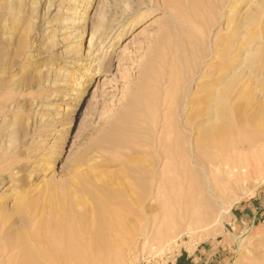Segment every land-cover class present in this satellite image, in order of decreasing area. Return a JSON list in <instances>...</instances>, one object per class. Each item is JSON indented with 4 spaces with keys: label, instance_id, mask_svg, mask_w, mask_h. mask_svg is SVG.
<instances>
[{
    "label": "rangeland",
    "instance_id": "1",
    "mask_svg": "<svg viewBox=\"0 0 264 264\" xmlns=\"http://www.w3.org/2000/svg\"><path fill=\"white\" fill-rule=\"evenodd\" d=\"M231 1L230 12L221 9L226 5L224 0H0V44L6 49L0 60L2 215H6L8 222L3 219L7 226L11 218L20 219L27 213L29 216H24L31 225H16L20 231L10 236H28L32 228L39 229V206L50 200L51 209L52 201L58 198L56 203L61 199L71 207L75 244L81 239L87 242L95 227L102 237L118 233L111 236L113 242H108L105 253L111 259L103 264H118V251L127 254L126 264H178L186 250L194 256H199L200 250L209 254L214 250L215 264H264V172L252 194L248 190L256 180L226 196L206 180L204 187L199 185L204 177L202 170L173 162L162 169L168 173L161 179L164 182L160 180L163 184L152 183L157 187L156 197L139 195L150 167L148 162L159 154L154 129L162 128V144H173L176 121L185 114L181 101L191 92L190 86L220 78L217 100L206 104L208 108L203 106L209 109L213 105V112L198 119L202 130L217 128L223 120L233 125L236 107L245 105L251 131L262 140L264 83L260 82L261 76L252 77L246 66L240 68L242 58L235 44L241 42L237 28L244 21L248 25L243 31H248L250 38H264V7L252 18L255 7L258 3L264 6V0ZM223 12L229 14L230 26L235 29L222 32L220 38L234 46L221 60L224 70L201 77L198 65L220 27ZM54 28L55 35L49 39ZM96 28L100 30L95 39L103 35L98 46L109 51L103 60L102 75H97L93 66L100 55H86L90 33ZM82 29L80 38L78 31ZM20 32L21 36H32L34 43L11 66L14 46L10 44ZM7 35L13 38L5 45L10 39ZM107 35L113 37L108 39ZM255 64L250 63L251 72ZM164 100L166 104L162 105ZM166 109L172 117L164 123ZM202 153L212 184L216 173L206 160L207 151ZM176 175L182 176L176 179ZM171 176L176 180L168 182ZM212 193L214 197H210ZM15 197H24L17 213ZM221 205L226 212H222ZM238 205L249 207L245 216L236 215L234 207ZM186 216L197 223L183 226L180 221ZM213 219L215 222L205 226ZM4 220L0 223L5 229ZM138 228L149 235L150 243L142 246L137 236L126 252L124 243ZM158 234H165L169 241L153 240ZM5 244L0 237V254L6 256L9 250ZM199 257L194 264H204L205 254ZM6 258L1 264H11Z\"/></svg>",
    "mask_w": 264,
    "mask_h": 264
},
{
    "label": "bare ground",
    "instance_id": "2",
    "mask_svg": "<svg viewBox=\"0 0 264 264\" xmlns=\"http://www.w3.org/2000/svg\"><path fill=\"white\" fill-rule=\"evenodd\" d=\"M224 1L226 2V5L224 4L225 6L223 5L221 9L223 10V9L227 8L228 10L230 9L229 11L231 12L232 1L231 0H224ZM263 7L264 6L261 3H258L257 6L255 7V11L253 13L252 18L256 17L257 15H260ZM224 14H223V16H221L222 22L220 24L218 31L215 33L214 39H212L211 44H208V48H207L208 50H207V52L204 53L205 55L202 57L203 60L198 65L199 66L198 72L199 71L201 72V77H205L206 75L213 76L216 73L215 71L219 72L222 69L224 70L225 67H223V66H225V65L221 63V60L223 59L224 56L228 55L229 50L234 46L232 43H231L232 45L230 43H229L230 45H228V43H227L228 41H226V39L222 40L220 38V34L222 32L228 33V31H233L235 29V27L232 28L230 26L232 21L230 20V18H228L229 14L228 15H227V13H224ZM249 14H251V13H249ZM246 21H247V19H246ZM47 23H49V22H46V24ZM233 25L235 26V23H233ZM245 25H248V23L244 21L239 26L240 28L239 29L237 28V30H239L240 36L242 37L240 40L241 42L237 45L235 44V50L237 49L236 51H237L238 57L240 56L242 58L241 63L240 64L238 63V64L240 65V68L246 66L248 73H251V74L253 73L252 77L261 76L262 78H260L261 79L260 82L264 83V77H263L264 76V38H262V40H260V41H255V39H253L254 36H252V38H250V36L247 33L248 31L247 32L243 31L246 27ZM9 28H10V26L7 29H9ZM17 29H19V28H17ZM12 30H13V28H12ZM98 30H100V29L96 28V29H94V31H92L90 33V38L88 40V48H87L86 55H92L95 58L100 55V58L98 59V61L94 62L93 66H95V68L97 70V75H102L101 68L103 67V60L108 55L109 51H108V49L102 50L98 46L100 39L103 38L102 37L103 35H102V36H100L99 39H95V34L97 33ZM50 31L53 34H51L48 37L49 39L54 37L56 29L54 28ZM83 32H84L83 29L78 31V33H79L78 37L81 38ZM120 33H121V31H119L118 34L120 35ZM8 34H10V33H8ZM76 34H77V32H76ZM236 35H237V33H236ZM18 36L19 37L14 38L10 44L11 46L12 45L14 46V50H13L14 55H12V58L9 61V65L11 63V66L15 65V58L17 56L21 57V54L24 55L26 52H28L34 43V40H30V38L32 37L31 35H30L31 36L30 38L28 35L27 36L26 35L21 36V32H20ZM8 37H10V36H8ZM112 37H113V35L110 37H109V35H107L106 38L111 39ZM12 38H13V36L10 37V39L8 40V43L6 41L5 45L9 44V41ZM230 39H231V37H230ZM79 45L80 44H77L76 46L79 47ZM4 51H6V49L3 47V45L0 44V60L4 56ZM8 54H10V53H8ZM207 58L209 59V61ZM93 61L94 60H92V62ZM253 62H255L257 65L255 64L256 66L255 67L253 66L254 70L251 72L250 63H253ZM88 64H90V62ZM251 65H253V64H251ZM236 68L238 69V67H236ZM4 69L6 70V68H4ZM196 74L198 75V73H196ZM219 79L220 78H217L214 81H211L209 83L204 82L201 85H199L197 83L196 87L192 88V86H190L192 89L191 92L184 94L182 101H181V105H182V110H183V108L185 109V111H184L185 114H184L183 118H181L179 121H176L177 124L175 123L176 124L175 125L176 132H175V139L173 140V144H171V143L169 144L168 141H166V142H168L167 144H165V143L162 144L161 143V136H162L161 134L163 131L162 128L157 127L154 129V132H155L154 135H156V139L158 141L157 143L159 146V147L158 146L156 147V152H158L159 154L157 155V153L154 152L157 156L153 155L151 158L152 160L151 159H150L151 161L149 160L150 163L148 162L150 167H149L147 173H145V172L144 173H145V181H148V184H150L148 186H150V187H147V184H145L147 182H145V181L143 182L144 185L143 184L141 185L142 191L139 194V195H141V197H153V196L157 195V193H156L157 187L155 189V187L152 183L154 181L155 182L154 184H157L159 181V184H163V183H160V180L162 179V177L165 178V175L167 177L168 173L166 172L167 173L166 174L162 169L165 170L168 166L170 167L171 166L170 164L173 162L177 163V165H181V166L183 165L184 166L185 164H187L188 166L190 165L191 168L194 167V168L202 170L204 172V177H203V179L201 178L202 181H200L198 179L200 181L199 185L201 187H204L203 186V180H206V182L208 184H210L211 188L213 186L214 187L217 186L220 190H222L221 194H224L227 196V195L231 194L232 192L237 191L239 188H241L245 184L249 183V181L254 182V180H256V183L254 182V187H252L248 190V192L250 194H252L254 192L255 188L257 187V184L260 181V176L264 172V122L260 123V124H262L261 126L263 129L262 140H260L261 139L260 136L258 134H256L255 131H251L252 127H251V123H250V117H249L250 115L247 111V108H246L247 106L245 107V105L244 106L240 105V106L236 107L235 112H234V116L236 119L233 122L235 125L234 124L232 125V123L226 122L223 120L218 127L215 123L217 128H214V129L212 128L211 130H210V128L208 130H202L201 126H203V125H201L200 120L198 122V119L202 115H204V114H210L211 115V112H213V110H214L212 108V106H213L212 104H211L212 106L209 105V106H211L209 109H207L208 107L206 104H209L214 100H217L216 93H217L218 83L220 82ZM252 81H254V80H252ZM239 85H241V83ZM241 86H243V85H241ZM206 87H208V88L206 89ZM246 87H248V86H246ZM259 92H258V94H259ZM200 93H202V94H200ZM262 97H263V95H262ZM252 98H253V96H252ZM161 104L165 105L166 104L165 100ZM167 105H169V104H167ZM204 105H206V107H207L206 109H203ZM215 108H216V106H215ZM169 113H170L169 109H166V112L164 113V119H163L164 123L168 122L166 120L171 119L172 116L170 117ZM230 113H231V111H230ZM262 113H264V112H262ZM177 116H179V115L177 114ZM172 120H173V118H172ZM232 121L233 120H231V122ZM259 121H261V120H259ZM205 123H206V121H205ZM167 124H170V123H167ZM180 131L182 133L184 132L185 135L183 136L184 133L180 134L181 133ZM186 133L188 136L186 135ZM185 143L187 144L186 150L183 147V145ZM157 149H158V151H157ZM204 149L207 151L206 160H208V162L211 165L210 169L214 170L212 172L216 173L213 176L214 183H212V184L210 181V176L206 172V170L204 168V164H203L204 154L202 152ZM177 157H179V159ZM173 165H175V164H173ZM158 169L162 170L159 173L160 175L157 174L160 171V170L158 171ZM162 173L163 174L165 173L164 176L162 175ZM159 177H161V178H159ZM171 177H169L168 182L170 180L175 181L176 179L180 178L177 175L175 177L173 176L176 179H174L173 177L171 178ZM167 179H165V183L167 182ZM162 182H164V181H162ZM201 182H202V184H201ZM151 184L153 185L154 188H152ZM201 194L202 193L199 192V195L201 197H204ZM188 195H186V197H188ZM1 196L2 195L0 194V199H1ZM210 197H214L213 193L211 194ZM66 198L67 197H65V198L63 197L64 200ZM23 199H24V197H15L14 198V208H15L14 213H17V211L18 212L21 211L20 209L22 208L21 204H22ZM57 200H59V199L57 198V199H55V202H54V200L52 202L55 204L57 202ZM68 200L69 199H67V201ZM3 201L0 200V211H2L0 214V221L1 222L4 220L3 216L7 220V218L5 217L6 215L5 214L2 215L5 212V209H4L5 203ZM62 201L60 199L59 203H56L55 206H53L54 205L53 204L52 205L53 209L51 208L52 211L50 209L51 204H48V203H50V200L48 201V203H47V201H45L46 203H44V201H43L44 204L42 206H39L40 209L38 210V208H37V210L39 212L31 211L34 213L35 212L39 213V214H37L39 216V219H37L38 220L37 222H39V224H37V225H39L40 227H39V229L35 230L34 222L33 221L30 222L31 224L33 223L34 229L32 228V230H31V232H29L28 236H25L24 235L25 233L23 234V233L19 232V234H23V237H25V238H23L22 236H19L18 233L15 234L16 236H10V234L11 233L14 234L13 232L20 231V230L16 229V225L23 224V226H24V224L27 223L28 219H26V217H25V216H29V215H26L27 213L24 214L25 216L22 215L20 217V219L16 218V219L12 220V218H11V222L9 223V225H7L8 227L5 225L6 220H4L5 222L3 223V225L6 226L5 229L2 228L3 227L2 223H0V225H1L0 228L3 229V231H1V229H0V237L6 243L5 244L7 247L6 249L9 250V252H7V254H6V252H4L6 254L7 258L5 255H3V252L0 254V261L2 260L1 262H4L5 261L4 258H6V262L11 261L10 262L11 264H12L13 259H14L13 263L16 262L15 264H103L105 261H107L108 258L111 259V256H109L110 254L108 255V253H105V252H107V250H105V249L108 246V242L111 243L114 240V238L110 239V238H112L111 236L113 235L111 232H110L111 236L108 234L110 237H107V238L102 237L100 235L101 233H99L100 229H97L95 227V230L92 231V235L88 234L89 242H88V236H87V242L88 243L85 242L83 239H81V241L79 243L75 244V242H74V240H75L74 236L75 235H74V231H73V227H72V223H71L73 221V220H71V216H72V213L70 211L71 207H69L67 205V204H69V202L66 201L67 203H65ZM138 203H139V201H138ZM25 208H27V207H25ZM35 208L36 207H34V209ZM222 208H223L222 209L223 213L227 211L225 206L224 207L222 206ZM9 210L10 209H8L6 211L8 212ZM64 210H69V212L66 213ZM69 213H71V214H69ZM36 218H37V216H36ZM36 218H34V219H36ZM31 220H33V219H31ZM52 220H54V221H52ZM197 221L192 219V217L186 216V217H183V219H181L180 222H181V224H183V226L184 225L189 226L192 224H196ZM7 222H8V220H7ZM213 222H215L214 219L212 221H208L205 224V226H210ZM27 224H29V223H27ZM29 226H31V225L29 224ZM131 227H133V226H131ZM21 230H24V229H21ZM105 231H106V229H105ZM142 233L143 232L138 228L137 230L134 231V233L132 232V234H134V235L132 237H130L129 240L127 239V242L124 243L122 241L125 244V251L126 252L129 251V248L135 243L137 236H140L139 240H140V243L142 246H146L148 243H150L149 235L147 233H146L147 235H144ZM106 234H107V232H106ZM116 234H118V233H116ZM116 234H114V235H116ZM160 234L155 235V237L152 235L153 240L154 239L156 240V238H157V240H159V241H157L158 243L169 241L168 240L169 238H166L165 234L162 236H160ZM77 237H78V235H77ZM76 240H77V238H76ZM115 240H116V238H115ZM237 240H238V242H240L241 236H239L237 238ZM123 243H120V244H123ZM115 244H116V245H114L115 247H117L119 245V244L117 245V241L115 242ZM240 245H241V243H240ZM3 249H5V248H3ZM14 249L17 250L16 253L13 252ZM112 249H114V248H112ZM10 251H12V252H10ZM125 256H127V254H125L123 251L121 253L118 251V253L116 255L118 264H126L127 260H125ZM1 262H0V264H1Z\"/></svg>",
    "mask_w": 264,
    "mask_h": 264
},
{
    "label": "crops",
    "instance_id": "3",
    "mask_svg": "<svg viewBox=\"0 0 264 264\" xmlns=\"http://www.w3.org/2000/svg\"><path fill=\"white\" fill-rule=\"evenodd\" d=\"M234 208H235L234 211H235L236 215H238L239 217L245 216L247 209H249V207L246 205H238L237 207L235 206ZM198 254H199V256H202L203 254H205L206 257H204L202 259L204 264H207V263L215 264L216 257H214V254H215L214 250H213L212 254H209L208 252H203L202 250L198 251ZM196 255H197V253L194 256V254H192V253H190V251L186 250L185 255H183V257L179 259L180 261L178 264H187L186 260H188V259L190 260L188 262L189 263L191 262V264H194V262L198 263V261L201 257L196 256ZM184 260H185V262H184Z\"/></svg>",
    "mask_w": 264,
    "mask_h": 264
}]
</instances>
